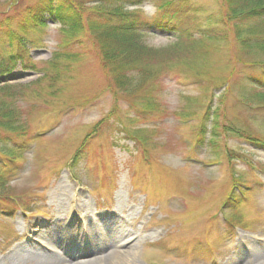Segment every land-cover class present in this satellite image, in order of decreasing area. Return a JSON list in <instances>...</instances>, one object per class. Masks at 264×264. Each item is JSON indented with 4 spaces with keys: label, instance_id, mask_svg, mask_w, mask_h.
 <instances>
[{
    "label": "rangeland",
    "instance_id": "374dc122",
    "mask_svg": "<svg viewBox=\"0 0 264 264\" xmlns=\"http://www.w3.org/2000/svg\"><path fill=\"white\" fill-rule=\"evenodd\" d=\"M36 1L0 0V65H14L1 80L15 79L0 88L15 94L24 129L15 144L0 136L9 147L30 142L10 150L12 160H0L1 168L5 163L13 170L0 188V206L28 211L0 214V264L88 259L79 254L104 249L109 240L120 248L136 243L131 264H239L248 251L262 254L264 106L248 101L255 89L242 74L260 67L264 46L251 44L249 55L234 22L219 24L227 11L222 0H188L189 10L172 21L184 32L181 38L143 37V54L154 63L148 69L156 74L146 81L132 72L131 83L119 88L98 39L71 35L50 20L35 23L30 7ZM149 1L131 9L155 16ZM256 31L252 27L251 34ZM215 32L228 38L219 44L211 39L207 51L197 48L208 39L203 33ZM56 67L58 77L51 76ZM148 89L158 98L154 108L142 105ZM216 108L212 144L201 125ZM228 123L257 143L237 138ZM4 147L0 143V157ZM105 205L118 208L119 217L101 216L107 212L95 207ZM120 223L139 233L136 240L121 236ZM145 231L152 241L142 239Z\"/></svg>",
    "mask_w": 264,
    "mask_h": 264
},
{
    "label": "trees",
    "instance_id": "16d2710c",
    "mask_svg": "<svg viewBox=\"0 0 264 264\" xmlns=\"http://www.w3.org/2000/svg\"><path fill=\"white\" fill-rule=\"evenodd\" d=\"M149 0H37L30 7L31 12L35 15L33 20L35 23L45 25L47 20H51L61 25V28L66 29L72 34L91 33L98 39V47L101 55L104 57V66L113 77L114 84L119 88L128 86L131 83L128 78H131V73H137L143 80L149 81L152 75L156 74L148 66L154 63L146 61L145 46L142 42L144 35L147 32L156 33L163 32L167 35L181 38L184 32L179 31L178 27L173 25V20H180L182 14L189 10L188 0H154L152 2L158 9L154 17L149 18L143 15L142 11L128 10L127 7L132 5H141ZM227 6V11L224 18H221L219 24H229L234 22L235 32L243 49L249 51L250 46H264V0H222ZM151 2V1H149ZM177 6L182 8V11L177 9ZM185 7V8H183ZM253 22V25H251ZM250 24V25H249ZM257 30L251 34V29ZM242 29V30H241ZM249 32V37L242 38L240 32ZM208 39L204 40L197 46L201 51H207L212 45V40L219 44L225 41L228 36L225 33H203ZM207 42L209 45H207ZM62 53H58L60 55ZM254 54V53H253ZM256 55V54H255ZM141 57V58H139ZM22 58V55H18ZM139 58V59H138ZM236 62L238 61L235 56ZM141 60L143 64L140 61ZM136 61V62H135ZM31 68H36V65H30ZM14 65H0V78L4 75L12 73ZM48 71L44 73L47 75ZM59 72L57 67L55 73L51 76L58 77ZM128 75L130 77H128ZM243 83L246 86L252 87L254 90L248 99L249 102L255 105L264 106V60L261 61L260 67L255 70L246 69L243 71ZM248 80L245 81V79ZM2 81L0 80V83ZM139 81L138 83H143ZM133 85V84H132ZM10 87L2 85L0 88V132L9 137L10 141H14L20 136L19 130H24L21 125L20 111L14 106L15 98L13 93L8 94ZM245 93V92H244ZM153 93L150 89L143 96L142 105L145 108H154L158 102V98L151 96ZM243 97L248 95L241 93ZM247 99V98H246ZM259 107V106H257ZM209 108V107H208ZM217 110V111H216ZM213 112L208 111L207 119L201 125V133L203 135L211 132V142L214 144L217 140V124H218V108ZM213 116V117H212ZM212 120V126L208 129L206 122ZM227 131L231 132L237 138H245L248 141L258 140L243 128L236 127L228 123ZM0 143L5 145L6 155L1 153V156H8L10 150L24 148L30 142L19 141L21 145H10L8 139L0 136ZM8 146V147H6ZM0 167V188L9 182L13 170L6 165ZM231 199V198H230Z\"/></svg>",
    "mask_w": 264,
    "mask_h": 264
},
{
    "label": "bare ground",
    "instance_id": "6f19581e",
    "mask_svg": "<svg viewBox=\"0 0 264 264\" xmlns=\"http://www.w3.org/2000/svg\"><path fill=\"white\" fill-rule=\"evenodd\" d=\"M117 212H118V208L116 207H113L110 211V213H115V214ZM82 216H85V213ZM121 219L124 222L127 221L126 217H121ZM70 221L71 219L69 220L59 219L58 223L60 222L61 224L62 223L68 224ZM119 225H120L119 228H120L122 237H131L134 239V236H137V234L139 235V233H137L136 230H133V229L129 230L125 228V224L120 223ZM56 233L60 234V235H57L58 239L63 238L60 232L56 231ZM140 236L142 237V239L153 240L152 234L146 231L145 233H140ZM106 244H109L110 246L104 249H103V245L98 246L97 248L93 250L85 252V254H81V253L79 254V255H84V256L89 254L90 258L88 259L76 260L73 255H70L69 257H64L63 259H53V260L46 259L44 263L42 264H125V263L131 264L134 258V251L136 248V243H133L132 241L128 246L121 247V248L120 246H118L117 243L114 242V240H109L104 245ZM262 252L263 253L257 257L251 251L246 252L247 254L239 259L241 261V263L239 264H264V247L262 249ZM242 260L244 263L242 262Z\"/></svg>",
    "mask_w": 264,
    "mask_h": 264
}]
</instances>
